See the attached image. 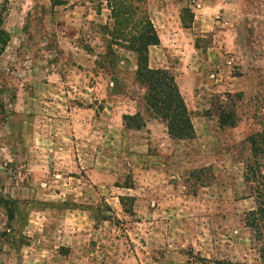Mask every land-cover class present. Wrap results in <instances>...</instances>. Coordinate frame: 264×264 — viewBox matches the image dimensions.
<instances>
[{
    "label": "rangeland",
    "instance_id": "374dc122",
    "mask_svg": "<svg viewBox=\"0 0 264 264\" xmlns=\"http://www.w3.org/2000/svg\"><path fill=\"white\" fill-rule=\"evenodd\" d=\"M144 1L148 67L174 77L188 138L144 107L105 0H0V264H264L246 181L264 0Z\"/></svg>",
    "mask_w": 264,
    "mask_h": 264
},
{
    "label": "trees",
    "instance_id": "16d2710c",
    "mask_svg": "<svg viewBox=\"0 0 264 264\" xmlns=\"http://www.w3.org/2000/svg\"><path fill=\"white\" fill-rule=\"evenodd\" d=\"M7 1V0H6ZM110 8L111 16L114 18L116 28L113 36L120 40L123 38L127 43V49L137 55L136 80L143 87L144 107L150 110L155 119L161 120L168 130L170 136L178 139L191 136V125L189 115L179 93L174 77L166 70L151 69L148 67V48L158 44L155 30L147 17L144 8V0H105ZM0 15V23H1ZM119 37V38H117ZM6 46L4 38L0 35V55ZM105 58V57H103ZM216 100L219 106L214 110L220 119V126L228 125L234 128L237 116L233 112H223L222 101ZM138 115V114H137ZM136 117V116H135ZM136 118L123 116L124 126L129 128L136 124ZM255 149L253 151L250 176L246 179L256 200V210L247 216L248 226L255 233L264 231V134H256L250 138ZM263 170V175L258 172ZM248 172V173H249ZM260 178V180H259ZM260 239V237L258 236ZM264 246V238L262 240ZM264 254V248L262 250ZM264 258V255H262ZM239 264V263H234Z\"/></svg>",
    "mask_w": 264,
    "mask_h": 264
},
{
    "label": "crops",
    "instance_id": "0c3cea01",
    "mask_svg": "<svg viewBox=\"0 0 264 264\" xmlns=\"http://www.w3.org/2000/svg\"><path fill=\"white\" fill-rule=\"evenodd\" d=\"M62 124H63V126L66 127V128L69 127L68 124H64L63 122H62ZM86 124H87V122H81V123L79 124V126L83 127V126H85ZM76 137H77V136H76ZM57 142H59V140H58Z\"/></svg>",
    "mask_w": 264,
    "mask_h": 264
}]
</instances>
